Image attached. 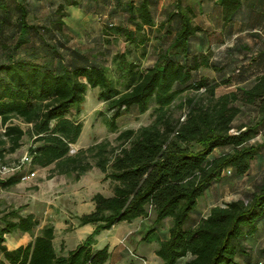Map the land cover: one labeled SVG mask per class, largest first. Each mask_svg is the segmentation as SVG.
I'll list each match as a JSON object with an SVG mask.
<instances>
[{
  "label": "trees",
  "instance_id": "1",
  "mask_svg": "<svg viewBox=\"0 0 264 264\" xmlns=\"http://www.w3.org/2000/svg\"><path fill=\"white\" fill-rule=\"evenodd\" d=\"M81 3L60 0L47 24L39 25L28 19L27 0H0V160L22 148L28 136L34 143L29 148L33 166L55 165L58 173L79 179L93 168L88 160L92 156L114 181V194L94 195V210L78 218L80 226L92 223L95 229L67 255L56 251L54 225L44 226L27 245L9 250L3 244L5 234L32 232L39 220L17 209L5 213L0 264H106L111 251L108 245L95 248L96 236L121 221L146 217L151 209L156 224L172 219L168 239L160 240L156 250L163 264L183 259L184 264H243L238 256L246 253L245 241L264 221V180L247 197L215 205L197 224L186 225L199 199L226 169L243 175L263 151L264 140H251L264 127V113L254 124L232 130L242 102L264 101V75L251 88L218 95L217 88L229 85L230 77L202 75V68L218 70L219 65L196 45L202 28L194 22L193 9L181 0L165 8L163 0H116L125 22L106 24L103 38L109 43L111 37L122 38L125 44L112 56L111 65L102 57L107 50L65 49L68 7ZM162 7L166 14L157 22L155 12ZM155 32V61L143 66ZM137 50L140 54L134 58ZM97 87L99 98L112 111V129L133 107L141 114L153 108L154 120L138 130L122 131L117 146L102 142L71 154L83 123L69 114L74 109L80 113L88 89ZM187 91L194 94L181 101L185 112L176 117L172 105ZM219 148L226 151L214 155ZM23 176L16 171L0 178V189L17 185ZM155 232L156 227L151 228L143 239L150 240Z\"/></svg>",
  "mask_w": 264,
  "mask_h": 264
},
{
  "label": "rangeland",
  "instance_id": "2",
  "mask_svg": "<svg viewBox=\"0 0 264 264\" xmlns=\"http://www.w3.org/2000/svg\"><path fill=\"white\" fill-rule=\"evenodd\" d=\"M59 1L27 0L31 9L28 16L29 21L39 25L47 24L49 14L53 12V8ZM122 2L125 3V0ZM68 11L67 27L63 36L66 44L64 48L78 49L84 52L107 50L108 53L103 54L102 57H105L106 62L111 65L112 56L120 52L125 44L122 38L111 37L110 43L104 41L103 38L106 24L125 22L123 9L116 6V0H82L79 6H69ZM155 14L156 21L160 22L166 13L162 7ZM12 19H16L15 14ZM156 34L155 32L152 35L148 48L150 53L148 58L143 60V66L151 65L156 58L154 53V47L157 44L154 39ZM136 52L134 58L140 54V51ZM99 91L98 87L89 88L86 100L81 106V112L77 113L74 109L69 114L70 117L83 123L82 134L78 142L72 145L71 154L102 142H109L111 146H117L119 144L117 137L122 131L138 130L154 120L153 108L141 114L137 107H133L116 120L117 127L112 129L109 125L112 111H109L107 103L99 98ZM189 94L194 93L189 91L183 93L172 105L176 117L184 115L185 109H182L180 104ZM256 118H258L257 114L241 113L234 123L236 127L232 132H236L237 127L244 122L254 124L257 122ZM13 121L27 128V124L19 119ZM3 129L4 127L0 125V131ZM263 139L264 134L258 133L251 143H259ZM23 142L22 148L7 154L5 159L0 160V164L14 167L15 170L11 174L22 171L24 174L34 172L35 175L22 180L15 186L0 189V224L2 216L11 210L17 209L22 215L32 213L43 223H46L44 226L54 225L56 251L60 255H67L77 245L83 243L95 229V224L92 223L80 226L78 217L94 210L93 197L96 193H102L105 196L113 195L114 181L105 177V173L95 165L96 159L92 156H89L88 160L92 162L93 168L79 179H76L74 175L58 173L54 169L55 165L45 168L33 166L29 148L34 143L28 136H25ZM224 151L226 149L219 148L214 152V155ZM27 155H29L30 161H25ZM263 180L264 149L247 173L237 175L232 169H226L224 177L216 181L199 199V204L186 227L197 224L202 217L209 214L215 205H225L232 200L247 197ZM155 218L156 213L151 209L149 215L142 219L131 222L121 221L111 229L102 230L96 236L95 248L109 246L111 255L106 264H163V260L156 254V250L160 247V240H164L168 236L172 219L169 217L160 224H156ZM153 227H156V232L150 240H144V236ZM20 232L17 231V233ZM245 244L246 253L238 256L239 261L243 264H264V221L259 232L249 237Z\"/></svg>",
  "mask_w": 264,
  "mask_h": 264
},
{
  "label": "crops",
  "instance_id": "3",
  "mask_svg": "<svg viewBox=\"0 0 264 264\" xmlns=\"http://www.w3.org/2000/svg\"><path fill=\"white\" fill-rule=\"evenodd\" d=\"M181 1L193 9L194 22L202 28L199 40H195L196 45L202 53L210 54V62L219 65L218 70L202 68V75L217 80L230 77L229 85L217 88L218 95L238 88H251L264 75V0ZM174 2L176 0H163L162 6L170 7ZM241 105L242 114H257L256 121L264 113V101L255 104L242 102ZM243 124L252 125L250 122ZM259 133L264 134V127ZM36 218L39 224L32 232L6 233L3 244L13 250L31 242L46 224L37 216ZM168 237L169 234L164 240ZM184 262L182 260L180 264Z\"/></svg>",
  "mask_w": 264,
  "mask_h": 264
},
{
  "label": "built area",
  "instance_id": "4",
  "mask_svg": "<svg viewBox=\"0 0 264 264\" xmlns=\"http://www.w3.org/2000/svg\"><path fill=\"white\" fill-rule=\"evenodd\" d=\"M30 157L29 155L25 156V161H30ZM15 170L14 167L6 165V164H0V178H4V177H8L9 175H11V173ZM35 173L32 172L30 174H24L22 180H26L29 179L31 176H34Z\"/></svg>",
  "mask_w": 264,
  "mask_h": 264
}]
</instances>
